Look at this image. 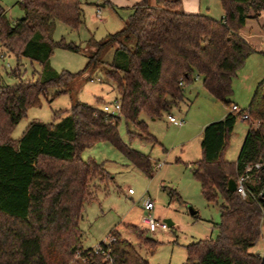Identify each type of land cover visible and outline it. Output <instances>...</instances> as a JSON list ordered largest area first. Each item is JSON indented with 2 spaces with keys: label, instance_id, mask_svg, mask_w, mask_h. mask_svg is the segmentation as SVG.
I'll return each mask as SVG.
<instances>
[{
  "label": "trees",
  "instance_id": "obj_1",
  "mask_svg": "<svg viewBox=\"0 0 264 264\" xmlns=\"http://www.w3.org/2000/svg\"><path fill=\"white\" fill-rule=\"evenodd\" d=\"M219 3L223 15L215 19L184 13L180 0L136 2L124 27L98 43H118L104 73L119 93V112L76 102L56 123L28 124L18 139L10 135L28 108L49 87L64 86L76 75L53 70L49 58L55 48L78 51L54 40L53 33L56 21L73 29L80 26L81 1L19 0L23 16L12 23L0 4V48L15 61L6 74L16 80L7 84L0 79V264H149L115 229L107 235L112 240L99 242L96 251L83 248L78 225L83 206L110 175L102 163L82 160L80 154L106 142L131 167L151 177L156 164L123 143L119 120L136 129L130 135L155 142L141 115L156 119L169 114L195 77L229 106L225 98L231 80L254 52L239 31L248 18L264 12V0ZM22 58L39 65L30 78L23 76ZM244 114L257 124L246 131L236 159L228 161L223 154L228 138ZM200 151L201 157L187 166L206 203L218 204L219 222L214 239L186 245L184 264H264L263 253L250 251L260 241L264 245V167L253 174L245 197L227 189L228 180L236 181L246 165L264 163V78L245 110L228 111L203 128ZM124 228L139 244L151 251L156 247L145 229Z\"/></svg>",
  "mask_w": 264,
  "mask_h": 264
},
{
  "label": "rangeland",
  "instance_id": "obj_2",
  "mask_svg": "<svg viewBox=\"0 0 264 264\" xmlns=\"http://www.w3.org/2000/svg\"><path fill=\"white\" fill-rule=\"evenodd\" d=\"M18 1L0 0L11 23L23 16ZM80 1V26L73 29L56 21L53 33L54 40L62 39L66 44L77 46L78 51L55 48L49 58V65L53 70H67L76 75L66 85L49 87L44 95H40L37 104L30 106L26 115L13 128L10 135L12 139H18L32 122H58L76 102L100 110L104 105L112 108L118 102L119 93L104 73L118 43L112 42L102 47L98 43L124 27L132 6L139 0H109L110 4L104 3V0ZM148 1L151 4L154 2ZM220 13L222 10L219 4L212 6L210 14L218 16ZM247 20L249 24L256 26L249 36L258 44L255 50L259 53L248 56L233 76L231 93L225 98L229 106L208 93L195 77L194 81L184 86L183 101L169 113L177 121H181L180 125L168 122L167 113H162L156 119L141 115V120L146 123L155 142L130 135L128 131L136 129L131 125L126 126L123 119L119 120L117 129L123 143L149 155L151 161L158 164L154 166L151 177L131 167L124 156L109 143L99 142L82 150V160L92 159L102 163L110 175L107 182L99 184L93 199L83 206V217L78 223L83 235V248L95 247L115 229L132 243L149 264H184L186 245L216 237L218 204L206 203L200 194L199 184L187 165L201 157V123L224 116L226 111H230L232 104L239 110H245L257 83L264 78V28L254 18ZM20 61L21 68L25 70V78H30L35 70H39L36 62H30L26 58ZM6 63L13 67L15 61L10 56L0 59V79L3 83L14 84L16 80L6 74ZM256 124L250 118L243 120L240 116L237 117L223 153L226 160L236 159L246 131ZM249 183H253V179ZM128 189L132 190V194H128ZM146 199L153 202L151 216L165 222L168 230L146 231L144 219L149 216L143 209ZM169 223L172 225L169 226ZM128 224L145 229L147 236L156 242L154 250L139 244L124 228ZM250 251L263 253V243L258 242ZM72 264L81 262L77 260Z\"/></svg>",
  "mask_w": 264,
  "mask_h": 264
},
{
  "label": "built area",
  "instance_id": "obj_3",
  "mask_svg": "<svg viewBox=\"0 0 264 264\" xmlns=\"http://www.w3.org/2000/svg\"><path fill=\"white\" fill-rule=\"evenodd\" d=\"M7 52L3 49H0V59L4 60L7 57ZM7 68L10 67L9 63L5 64ZM181 84V83H180ZM120 106L119 102H116L113 107L111 108L108 105H104L102 108V111L106 113H117L119 112ZM230 111L237 112L239 111L238 107L236 105H231L230 106ZM242 119H249V117L244 114L241 117ZM167 120L173 125H180L181 121H177L175 117L171 114L167 115ZM158 166V164H157ZM262 167H264V163L262 162H255L253 164L246 165L243 172L238 176L237 180L235 181V190L242 196L245 197L247 194L246 186L249 184V182L252 181L253 179V174L257 171H259ZM128 194H132V190L128 189ZM143 209L149 213V216L144 219L145 223V229L148 232H155L157 230H162L166 231L168 230V225L160 220L155 219L154 217L151 216L150 212L153 209V202L150 199H146L143 204ZM111 237L107 236L106 242L111 241ZM94 250L96 251V246L93 247ZM264 254V251H263Z\"/></svg>",
  "mask_w": 264,
  "mask_h": 264
},
{
  "label": "crops",
  "instance_id": "obj_4",
  "mask_svg": "<svg viewBox=\"0 0 264 264\" xmlns=\"http://www.w3.org/2000/svg\"><path fill=\"white\" fill-rule=\"evenodd\" d=\"M136 1V0H134ZM104 3L106 4H110V1L109 0H104ZM220 5L219 3V0H180V9L184 12V13H189V14H197V13H206L205 15H208L212 18H215V19H220L223 15V12L218 14V16H216L215 14H210V11L212 10V6H216V5ZM221 8V7H220ZM249 19V18H248ZM257 23L259 24V26H263L264 28V12H261L259 13L258 17L257 18H254ZM248 20L245 21V24L244 26L240 29L239 31V34L249 43V45L254 49V52L251 53L250 55L254 54V53H259V51H256L255 49L258 48V44H255L253 42V40H251L250 38V31H252V29H256V26L252 25V24H249L247 22ZM247 26V27H246ZM255 27V28H254ZM246 30H248V34H246ZM255 31V30H254ZM263 32H264V29H263ZM264 36V34H263ZM249 55V56H250ZM200 82H201V78L200 77H197ZM232 105H235V104H232ZM228 111L225 112L224 116L226 115ZM224 116H220L218 118H211V119H207V120H204V122L201 123V128H200V133H201V137H202V131H203V128L211 123V122H216L218 120H221ZM222 117V118H221ZM157 165V164H156ZM155 165V166H156ZM177 195V194H176ZM176 198L179 196H175ZM177 198V199H178ZM172 225V223H169V226ZM264 246V245H263Z\"/></svg>",
  "mask_w": 264,
  "mask_h": 264
},
{
  "label": "water",
  "instance_id": "obj_5",
  "mask_svg": "<svg viewBox=\"0 0 264 264\" xmlns=\"http://www.w3.org/2000/svg\"><path fill=\"white\" fill-rule=\"evenodd\" d=\"M227 189L229 191H235V181L233 179L228 180V182H227ZM261 197L264 199V188L261 191Z\"/></svg>",
  "mask_w": 264,
  "mask_h": 264
}]
</instances>
